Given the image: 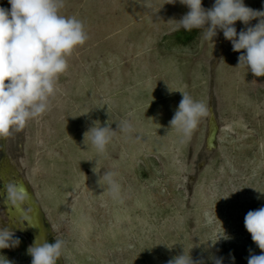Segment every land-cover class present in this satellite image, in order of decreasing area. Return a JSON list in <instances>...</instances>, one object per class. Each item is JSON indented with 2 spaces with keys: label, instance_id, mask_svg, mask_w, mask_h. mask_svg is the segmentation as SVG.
<instances>
[{
  "label": "rangeland",
  "instance_id": "374dc122",
  "mask_svg": "<svg viewBox=\"0 0 264 264\" xmlns=\"http://www.w3.org/2000/svg\"><path fill=\"white\" fill-rule=\"evenodd\" d=\"M244 2L264 10V0ZM187 11L179 0H64L60 14L82 21L87 39L66 58L49 110L5 138L17 179L1 178L35 196L41 229L64 241L61 264H168L184 250L204 264H247L261 254L244 218L264 206V77L236 67L241 53L222 31L213 40L185 31L178 21ZM179 91L209 111L188 138L169 125ZM212 114L219 132L209 151ZM122 120L135 131H117L103 154L91 134L84 142L95 122L115 130ZM106 172L118 198L98 183ZM15 237L19 246L0 250V259L31 264L32 238Z\"/></svg>",
  "mask_w": 264,
  "mask_h": 264
},
{
  "label": "clouds",
  "instance_id": "9594fccd",
  "mask_svg": "<svg viewBox=\"0 0 264 264\" xmlns=\"http://www.w3.org/2000/svg\"><path fill=\"white\" fill-rule=\"evenodd\" d=\"M8 3L10 8L0 7V139L13 131H22L28 121L49 110L57 77L68 67L66 58L87 39L82 21L60 14L64 0H8ZM179 3L188 9L178 21L185 31L202 29L204 38L209 40L222 31L233 51L241 53L236 67H246L255 77H264V10H254L244 0H214L207 9L203 7V0H179ZM254 20L257 23L253 25ZM237 22L244 24L246 30L237 32ZM180 93L182 99L169 125L188 138L209 111L204 103ZM117 131L131 136L135 129L127 120L118 122L115 130L111 124L102 126L97 121L85 133L84 142L91 134L97 153L103 154ZM98 183L102 188L106 185L114 198L119 197L120 186L114 173L106 172ZM244 226L261 250L260 255L251 254L247 264H264V206L250 210ZM28 227L37 228L30 218ZM14 228L27 227L14 222L8 223V227L0 226V250L18 247L21 243L15 237ZM38 229L27 250L31 264H57L64 241L55 238L54 243H49L45 231ZM212 259L214 264H223V258ZM232 260L234 264L235 258ZM0 264L11 262L0 259ZM168 264H204V261H194L184 250Z\"/></svg>",
  "mask_w": 264,
  "mask_h": 264
},
{
  "label": "water",
  "instance_id": "95a60500",
  "mask_svg": "<svg viewBox=\"0 0 264 264\" xmlns=\"http://www.w3.org/2000/svg\"><path fill=\"white\" fill-rule=\"evenodd\" d=\"M212 112V111H211ZM219 132L218 122L216 117L211 115L209 122V133L206 140L207 149L212 151L216 148L217 136ZM4 192L1 193V205L6 208V210L10 213L11 217L16 216V213H19L29 224V218L31 220L32 225L37 228L29 227V232L34 237L38 234L41 226L36 224L35 217L39 215V204L35 196L30 192L29 188L21 181H18L13 185H4ZM29 203L32 205L34 213L32 217H29L24 208L23 204ZM33 243V241H32ZM58 264V262H57Z\"/></svg>",
  "mask_w": 264,
  "mask_h": 264
},
{
  "label": "flooded vegetation",
  "instance_id": "af4514ba",
  "mask_svg": "<svg viewBox=\"0 0 264 264\" xmlns=\"http://www.w3.org/2000/svg\"><path fill=\"white\" fill-rule=\"evenodd\" d=\"M4 142H5V138L0 139V182H1L0 183V198H1V193L4 192V188L3 187L5 185L4 182L1 180V178L3 176H8V177L12 178L13 180L17 179V175L15 173H13V172L11 173V172H9V170H7V160L8 159H7L6 153H5ZM16 183L17 182H15L13 184H16ZM0 204H1V199H0ZM23 208H24L26 214L29 217L33 216L34 210H33V207H32L31 204L24 203L23 204ZM2 210L4 211L7 227H8V223H13V222L16 223L20 227H27V228H25L23 230L17 229V228H14L13 230H14V232H17L19 234H23V235H27V236L29 235L32 238V241H33V235L28 231L29 230V227H28L29 224L23 218V216H21L19 213H16L15 214L16 216L11 217L10 213L3 206H2ZM35 218H38L40 226L44 224V222L42 221L43 219H42V213H41L40 207H39V215L37 217H35ZM41 228H42V226H41ZM47 239H48L49 243H54L55 242L54 238L52 236L48 235ZM57 262H58V264H61V260H58Z\"/></svg>",
  "mask_w": 264,
  "mask_h": 264
},
{
  "label": "trees",
  "instance_id": "16d2710c",
  "mask_svg": "<svg viewBox=\"0 0 264 264\" xmlns=\"http://www.w3.org/2000/svg\"><path fill=\"white\" fill-rule=\"evenodd\" d=\"M177 38L182 41H189L192 37L189 34H185V32H179L177 34Z\"/></svg>",
  "mask_w": 264,
  "mask_h": 264
}]
</instances>
